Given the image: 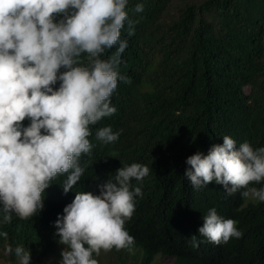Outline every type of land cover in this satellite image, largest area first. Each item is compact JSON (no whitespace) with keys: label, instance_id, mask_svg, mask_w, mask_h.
<instances>
[{"label":"trees","instance_id":"trees-1","mask_svg":"<svg viewBox=\"0 0 264 264\" xmlns=\"http://www.w3.org/2000/svg\"><path fill=\"white\" fill-rule=\"evenodd\" d=\"M137 3L142 13L134 12ZM126 10L139 21L133 36L127 24L121 34L128 47L119 72L131 83L118 82L111 98L116 113L92 126L94 147L81 157L86 169L78 186L99 194V184L133 162L148 165L151 174L126 224L132 250L102 251L98 264H264V203L240 192L229 196L215 183L194 190L184 176L186 158L207 154L224 135L237 145L264 147V0H129ZM109 125L122 131L105 145L95 130ZM64 179L46 189L38 215L21 220L13 214L11 223L0 224L8 233L0 237L5 264H16L6 249L17 245L30 251V264H60L64 246L54 222L76 193L63 192ZM213 207L238 222L242 238L216 246L199 237L202 216ZM192 235L204 241L199 248L189 245Z\"/></svg>","mask_w":264,"mask_h":264},{"label":"clouds","instance_id":"clouds-1","mask_svg":"<svg viewBox=\"0 0 264 264\" xmlns=\"http://www.w3.org/2000/svg\"><path fill=\"white\" fill-rule=\"evenodd\" d=\"M128 3L0 0V224L11 223L13 214L21 220L38 215L46 189L65 176L63 192L76 193L54 222L57 242L64 246L60 264H98L102 251H131L135 244L126 224L136 198L143 197L150 167L123 164L98 185L99 194L78 186L86 169L81 157H90L94 147L92 126L116 113L111 98L118 82L131 83L119 72L128 47L122 30L127 24L133 36L139 23L129 18ZM143 11V3H137L134 12ZM121 131L99 127L95 139L113 144ZM185 163L184 176L194 190L215 183L229 196L240 192L264 203V147L247 141L237 145L224 135L222 144H213L207 154L195 152ZM202 219L197 231L208 243L220 246L243 236L238 222L214 207ZM202 242L198 235L188 238L192 248ZM13 252L16 264H30L31 253L23 245L7 247V254Z\"/></svg>","mask_w":264,"mask_h":264},{"label":"rangeland","instance_id":"rangeland-1","mask_svg":"<svg viewBox=\"0 0 264 264\" xmlns=\"http://www.w3.org/2000/svg\"><path fill=\"white\" fill-rule=\"evenodd\" d=\"M165 260L167 261V262H172L173 261V259L172 258H165ZM156 261H163L164 262V258L162 257V256H158L157 258H156ZM0 264H5V262L2 260V259H0Z\"/></svg>","mask_w":264,"mask_h":264}]
</instances>
